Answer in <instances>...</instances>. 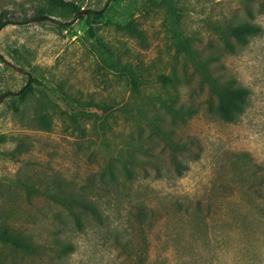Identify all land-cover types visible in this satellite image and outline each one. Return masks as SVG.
<instances>
[{"label":"rangeland","instance_id":"374dc122","mask_svg":"<svg viewBox=\"0 0 264 264\" xmlns=\"http://www.w3.org/2000/svg\"><path fill=\"white\" fill-rule=\"evenodd\" d=\"M166 4L110 0L72 21L51 0H0V53L41 82L0 100V225L33 247L0 244V264H264V0H172L175 23ZM37 8L67 26L25 22ZM244 20L261 31L225 49L220 31ZM177 31L198 56L178 48ZM209 71L248 88L236 120L207 108ZM26 81L0 59V94ZM158 96L196 112L180 120ZM154 116L188 149L172 150Z\"/></svg>","mask_w":264,"mask_h":264},{"label":"trees","instance_id":"16d2710c","mask_svg":"<svg viewBox=\"0 0 264 264\" xmlns=\"http://www.w3.org/2000/svg\"><path fill=\"white\" fill-rule=\"evenodd\" d=\"M51 1L59 6L71 8L75 12V14L80 9V7H78L74 2L70 0H51ZM166 1H167L166 5L170 9L169 13L171 15L172 23H175L179 19V13L175 10L173 5L171 4L172 0H166ZM35 12L36 14L47 13L42 8L35 9ZM103 13L104 11L99 14H96L92 11H88L85 15L87 14L92 15V17L97 18L100 17ZM47 19L53 21L60 28H63L68 24V21H62L53 18H47ZM8 21L9 20L6 13H1L0 26L2 27ZM128 27L130 29H134V26H128ZM88 31L90 34L93 33L91 25H89ZM260 31H261V27L259 25L244 20V21L229 23L225 25V27L220 31L219 37L225 49L229 51H234L238 45H243L247 43L250 37L256 35ZM189 41L190 40L187 37L182 36L179 31L176 32V45L178 46V48L182 49L184 52L189 53L193 56L195 55L198 56L196 52L193 53V49L191 48ZM200 62H202V64L205 67H208L206 59H203ZM120 67L123 71L127 72L126 74L130 75V76H126L130 85L134 88H137L138 80L136 76H133L131 68L128 67L126 64H122ZM205 76H212L211 78L206 77V80L210 84L211 91L214 94L213 99H210L208 101L207 108L214 111L221 119L225 121L236 120L238 115L243 111L244 106L248 101V96H249L248 88L238 84H234L231 81H228L226 83L224 82L223 84H221L218 78L215 77V75H213L212 72H210L209 75L206 72ZM34 83L41 84L39 79H37L35 76H32L30 82L24 84L21 87V90L18 95L21 98L25 97L29 92L32 91V85ZM61 93L64 95V98L66 100H68L69 98L72 100L73 97L69 95V92L63 90ZM169 99L170 98H165V97L162 98L159 96L157 97L159 104L164 108L165 111L170 113V115H172L173 117H179L180 120H186L189 116H191L193 113L196 112V108L193 105H183V104L175 105L174 103L170 102ZM157 118H158L157 116H154L149 121L154 129L163 133L164 140L168 144V146L172 150L188 149V144L183 141L181 142L176 141L174 137L171 136V134L168 133L161 126V124L157 121ZM41 121L44 122V120ZM131 155L132 154H130V156ZM173 161L177 168H179L182 165V162L179 158H174ZM123 168L125 173L129 175L131 171L130 168L127 167L126 165H124ZM106 171L109 173L113 172L111 165L109 167L107 166L106 169H103L102 174H104V172ZM53 196L58 201L65 203L67 205H72L73 202H77V203L79 202L80 204H83L84 207L90 209L91 211L95 210L92 204L91 203L89 204L88 201H81V199L74 198L72 196L60 195V194H54ZM145 211H146L145 207H141L138 213L142 217L143 216L142 213H145ZM0 244H9L14 249H18L22 251H31L33 249L30 242L25 238V236L15 232L14 230L9 229L5 225H0Z\"/></svg>","mask_w":264,"mask_h":264},{"label":"water","instance_id":"95a60500","mask_svg":"<svg viewBox=\"0 0 264 264\" xmlns=\"http://www.w3.org/2000/svg\"><path fill=\"white\" fill-rule=\"evenodd\" d=\"M109 2H110V0H106L105 3H104V5H103L101 8H99V9L80 8V9L77 11V13L75 14V16H74V18L72 19V21H75V20L78 19L79 17H81V16H83L84 14H86L88 11H92V12H94V13H96V14H99V13L103 12V11L106 9V7H107V5H108ZM47 18H53V17L48 16V15H46V14H36V15H33V16H30L29 18H27V19L25 20V22H34V21H39V20H43V19H47ZM53 19H55V18H53ZM60 22H62V21H60ZM0 27H1V26H0ZM0 59H1V60H2L7 66H9L10 68H12V69L15 70L16 72L21 73V74H26V75H27V81H26L25 84H27V83L30 82L32 75H31V73L28 72L25 68H23L22 66H19V65L15 64V63H13V62L10 61V60H7L6 58H4V57L2 56L1 53H0ZM20 90H21V88H19V89H17V90H7V91L3 92V93L0 94V100H1V98H3L4 96H6V95H8V94H15V95H17V94H19Z\"/></svg>","mask_w":264,"mask_h":264}]
</instances>
